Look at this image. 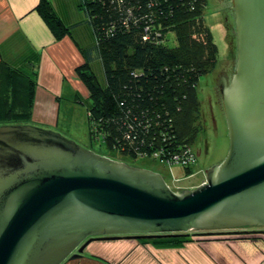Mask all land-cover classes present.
I'll return each mask as SVG.
<instances>
[{
	"label": "water",
	"instance_id": "1",
	"mask_svg": "<svg viewBox=\"0 0 264 264\" xmlns=\"http://www.w3.org/2000/svg\"><path fill=\"white\" fill-rule=\"evenodd\" d=\"M231 2L237 64L219 85L230 146L206 180L175 191L54 129L0 124V264H62L95 239L264 227V0Z\"/></svg>",
	"mask_w": 264,
	"mask_h": 264
},
{
	"label": "trees",
	"instance_id": "2",
	"mask_svg": "<svg viewBox=\"0 0 264 264\" xmlns=\"http://www.w3.org/2000/svg\"><path fill=\"white\" fill-rule=\"evenodd\" d=\"M206 4L207 0H80L95 37L93 44L80 46L84 61L75 72L89 95L76 92L75 102L85 107L88 137L105 150L101 154L135 159L155 153L165 164L180 165L192 174L194 163H174L173 154L193 146L205 131L197 84L218 63V45L204 16ZM64 9L56 10L51 0H39L34 7L57 40L72 29ZM37 83L35 66L0 62V124L29 123ZM195 236L143 240L177 245Z\"/></svg>",
	"mask_w": 264,
	"mask_h": 264
},
{
	"label": "crops",
	"instance_id": "3",
	"mask_svg": "<svg viewBox=\"0 0 264 264\" xmlns=\"http://www.w3.org/2000/svg\"><path fill=\"white\" fill-rule=\"evenodd\" d=\"M38 2L0 0V62L36 67L38 85L31 121L51 125L62 117L56 112L58 107L67 104L59 97L64 88H85L87 92L75 69L84 61L80 46L93 44L95 36L79 6L80 0H51L56 10L65 7L61 12L68 14L72 26L71 33L59 40L34 10ZM74 104L82 113L81 105ZM36 115L52 120H33ZM254 233L256 237L240 233L198 235L177 245L132 237L97 239L82 254L62 264H264V232Z\"/></svg>",
	"mask_w": 264,
	"mask_h": 264
},
{
	"label": "rangeland",
	"instance_id": "4",
	"mask_svg": "<svg viewBox=\"0 0 264 264\" xmlns=\"http://www.w3.org/2000/svg\"><path fill=\"white\" fill-rule=\"evenodd\" d=\"M204 16L218 45V63L212 72L202 75L197 84L198 96L201 100V117H203L206 125L205 131L201 133L200 138L192 146L197 155V161L191 166L192 174L187 175L180 165L171 164L169 166L153 155L135 159L121 154H118L120 157H116V159L123 160L131 165L159 172L175 191L194 188L203 183L206 180L205 169L220 163L226 157L230 146L219 85L222 76L226 80V85L230 82L237 64L235 12L231 0H207ZM169 37V44L173 46V33H170ZM78 91L85 97L89 95L88 90L86 92L85 88H64L61 92L62 95L59 97L63 98V101L67 102V104L65 107H58L56 112L58 116L62 117L57 124H34L35 122L32 123L31 121L32 117L28 121L36 126L59 131L80 145L93 148L98 153H105V150L103 148L100 149L95 142H90L85 107H79L81 108V113L77 108L78 104H74L76 101L75 93ZM43 107L44 105L42 104L41 109ZM53 115L50 114V117ZM36 117H33L35 118L33 120L38 119L45 123H50L52 120L49 117L42 120L40 118L42 115H36ZM176 177L179 178V181H177ZM250 228L261 229L262 227H249L248 229ZM68 258L64 261L68 260Z\"/></svg>",
	"mask_w": 264,
	"mask_h": 264
},
{
	"label": "built area",
	"instance_id": "5",
	"mask_svg": "<svg viewBox=\"0 0 264 264\" xmlns=\"http://www.w3.org/2000/svg\"><path fill=\"white\" fill-rule=\"evenodd\" d=\"M181 151L182 152H180V153H174L173 154L174 163H181L183 165L188 164V163L189 164L195 163L196 153H195L194 149L192 148V146H186ZM153 156L156 157L157 155L154 153Z\"/></svg>",
	"mask_w": 264,
	"mask_h": 264
},
{
	"label": "clouds",
	"instance_id": "6",
	"mask_svg": "<svg viewBox=\"0 0 264 264\" xmlns=\"http://www.w3.org/2000/svg\"><path fill=\"white\" fill-rule=\"evenodd\" d=\"M108 156V155H107ZM117 160H119V159H117ZM120 161H123V160H120ZM125 162V161H124ZM250 229H254V228H250ZM250 229H248V228H246V231H240V232H250V233H254L256 230L257 231H261V229H254V231H251ZM262 232H264V231H262ZM255 234V233H254Z\"/></svg>",
	"mask_w": 264,
	"mask_h": 264
},
{
	"label": "flooded vegetation",
	"instance_id": "7",
	"mask_svg": "<svg viewBox=\"0 0 264 264\" xmlns=\"http://www.w3.org/2000/svg\"><path fill=\"white\" fill-rule=\"evenodd\" d=\"M203 137H204V136H203ZM207 144H208V141H207ZM207 144H206V145H207ZM141 157H143V156H141ZM129 164H130V163H129ZM261 230H263V231H264L263 227H262V229H261Z\"/></svg>",
	"mask_w": 264,
	"mask_h": 264
}]
</instances>
